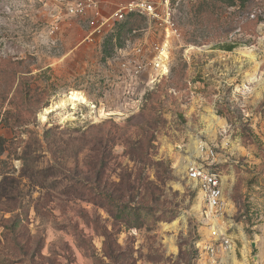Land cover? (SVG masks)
I'll list each match as a JSON object with an SVG mask.
<instances>
[{
    "label": "rangeland",
    "instance_id": "374dc122",
    "mask_svg": "<svg viewBox=\"0 0 264 264\" xmlns=\"http://www.w3.org/2000/svg\"><path fill=\"white\" fill-rule=\"evenodd\" d=\"M86 1L0 0V264H264V0H179L177 34L142 17L105 59L130 0L69 14ZM191 164L221 181L215 223Z\"/></svg>",
    "mask_w": 264,
    "mask_h": 264
},
{
    "label": "built area",
    "instance_id": "2783aa9c",
    "mask_svg": "<svg viewBox=\"0 0 264 264\" xmlns=\"http://www.w3.org/2000/svg\"><path fill=\"white\" fill-rule=\"evenodd\" d=\"M178 2L179 0H130L127 4L118 8L113 17L116 22H122L129 15L141 16L148 22H155L159 27L163 28L166 35L170 34L173 36L177 34L173 15L175 6H177ZM96 7L97 5L91 0L79 2L69 7V14L81 15L87 9H96ZM163 52L161 48L156 47L155 54H157V56L150 63V65L159 72V77H163L167 74V69L165 68L166 58ZM140 53L141 49L136 50L134 57H141ZM132 63L134 64L133 70L136 73H140L143 67L142 62L134 58ZM186 178L193 188L201 192L206 209L205 215L209 221L212 220L215 223L216 220L226 213L228 204L224 200L219 177L203 166L191 164L186 170ZM215 225L212 224L210 237L212 239L220 238L224 240V237L219 234L217 224ZM224 242L227 244L226 240Z\"/></svg>",
    "mask_w": 264,
    "mask_h": 264
},
{
    "label": "trees",
    "instance_id": "16d2710c",
    "mask_svg": "<svg viewBox=\"0 0 264 264\" xmlns=\"http://www.w3.org/2000/svg\"><path fill=\"white\" fill-rule=\"evenodd\" d=\"M230 1V6L232 4H234L235 0H228ZM238 1L242 7L244 6L245 3H247L249 0H236ZM137 20H143L142 17L137 16V15H129L126 17V19L119 23L116 26L115 32L112 34V36H110V38H108L105 41L104 44V49H103V55H104V59L105 58H109V54L111 53L112 47H113V40H115L116 38H121L124 36V34L132 32L133 31V25L137 23ZM118 48H120L122 46L121 42H118ZM110 47V48H109ZM232 49H234V47H228L226 51H231ZM32 90H30L27 86H25V83H23L22 85H20V94H21V101L23 100L25 103H28L30 100H32L34 97L32 96ZM6 116H9V112H5ZM11 143V141H7L6 139H3L0 137V156L2 154H4L5 152H7L8 148H6V145ZM141 147V146H140ZM142 149V148H141ZM137 150V149H136ZM138 151V150H137ZM141 153L140 155L143 157L144 156V151L140 150ZM146 153V152H145ZM94 169V168H92ZM97 178L99 177V174L97 173ZM101 196L103 202L106 204L107 208L109 210H111V212L114 214L115 217L119 218V219H124L128 221V218H130L132 220V222L134 223V225H138V223L143 220L145 217L141 214V210L145 208L141 207V206H136V207H129L125 204H131L129 201L130 200V196L128 197V199L126 198V196L119 194L118 196H113L111 193H106L104 195L102 194H98ZM127 199V200H126ZM126 200V201H125ZM148 211H150V209H148ZM146 214H149L147 211H145ZM161 220V218H156L155 221H159Z\"/></svg>",
    "mask_w": 264,
    "mask_h": 264
},
{
    "label": "bare ground",
    "instance_id": "6f19581e",
    "mask_svg": "<svg viewBox=\"0 0 264 264\" xmlns=\"http://www.w3.org/2000/svg\"><path fill=\"white\" fill-rule=\"evenodd\" d=\"M69 100L72 101V102H78L79 98H77V95L73 93V94L70 95ZM175 225H176V222L173 223L171 226H165L164 228H165L166 230H167V229H168V230H169V229H175ZM169 243H171V242L169 241Z\"/></svg>",
    "mask_w": 264,
    "mask_h": 264
}]
</instances>
